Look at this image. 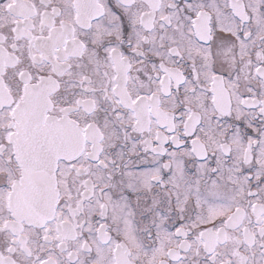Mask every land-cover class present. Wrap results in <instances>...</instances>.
I'll return each mask as SVG.
<instances>
[{
    "label": "snow or ice",
    "instance_id": "obj_1",
    "mask_svg": "<svg viewBox=\"0 0 264 264\" xmlns=\"http://www.w3.org/2000/svg\"><path fill=\"white\" fill-rule=\"evenodd\" d=\"M0 264H264V0H0Z\"/></svg>",
    "mask_w": 264,
    "mask_h": 264
}]
</instances>
